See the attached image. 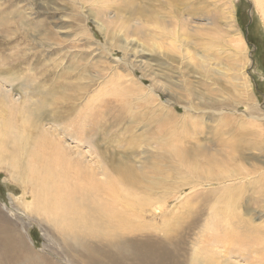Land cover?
I'll use <instances>...</instances> for the list:
<instances>
[{
  "label": "bare ground",
  "instance_id": "obj_1",
  "mask_svg": "<svg viewBox=\"0 0 264 264\" xmlns=\"http://www.w3.org/2000/svg\"><path fill=\"white\" fill-rule=\"evenodd\" d=\"M94 1L93 3L89 2L92 5H96ZM155 1L156 4L153 7L158 11H150L149 7L141 5L135 8L130 1L126 4H121L118 0H101L102 6H98L103 9L105 17L112 9L116 17L120 15L122 17V14L128 13L122 23L127 27L128 23L133 20L134 26L130 30L133 33H137L140 37H137L136 34L131 39L122 36L120 34L123 33L122 29L124 28L119 27L117 29L118 33H115L116 31L112 32L113 36L107 40V27L102 20L93 15L98 29L104 34L105 43L111 48L120 49L124 53L125 58L136 61L139 68L143 71L142 73L151 79L152 87L146 88L138 84L122 64V66L118 67L117 65L119 64L111 59L115 65H112L110 69L112 70V67L117 68L121 74L123 71V74L125 73L124 76L127 78V83L121 82L125 80L123 77L121 81L115 80V84H113L117 86L119 82L120 85L125 87H132H127L126 89L131 90L134 88L137 91H142V96L134 97L138 98V100L142 97L143 99H151L154 102V107H150L153 111L156 110V107H161L162 110L167 109L163 102L159 100L161 95L157 90H165V83L168 82L170 76H166L164 80H161L160 76L162 74L160 72L163 69L169 70L168 67H171L170 63L172 61L168 57L172 55L170 52H178L182 46V28L178 21H183V14H180L172 0H167V2ZM255 3H257V7L259 5L261 8L260 11H262L264 19V0H256ZM162 8H167L168 13H161ZM189 10L192 12L191 9ZM174 19L177 20L175 23ZM8 23L9 19L7 20ZM77 23H80V21ZM12 33V29H8L4 32L6 38L0 39V92H4L0 95V168L8 172L12 180L20 183L24 189L25 197V200L21 202L22 206L38 217L44 226L43 232L48 234L52 240H55V243L59 245V249L57 250L58 258L55 259L36 252L24 240L17 226L10 220H5L3 216L0 219V230L2 231L1 233L4 232L1 238L4 241L3 243L7 245L6 249L8 252L21 258L25 264H182V262L184 264H215L216 261L218 264H259L261 260L263 261L264 176L258 173H251L242 163H235L238 160L235 153L238 151L241 153L244 148L240 141L232 140L233 142L229 144L232 151L225 153L226 157L221 159L218 154L222 152L218 153L217 148L216 151H213V153H217L215 155L207 153L200 147H196V145L191 146L192 149H185V147L182 148L177 145H172L171 148L168 144L174 151L171 152L172 155L169 151H166L169 158H178L181 166L179 163L177 165L180 166V171L185 174L181 175L179 172V176H182L181 180H184L179 186L180 188L184 184L192 187L200 182L218 184V187H214V189L212 187L204 190L199 187L195 190L197 194L199 193L198 196L200 194H214L219 195L216 196V201L224 200L226 204H224V207L221 206L222 212L218 211V206L216 208L215 204H212V207L214 206L213 209H217L216 215H220L218 221L214 217L216 218L215 221H206L202 225L190 227L193 222L189 225L190 229L182 234L177 229L170 230L172 228L170 227L171 222L168 224L166 222L167 219L166 221L161 220V222L163 221L161 225H157L153 221L146 222L148 216L152 219L155 217L160 219V217L164 216L163 219H165V217L175 215V209H178L181 203L189 200L185 199L189 194L183 196L182 202L178 205H170L169 201L172 200V196L169 197L161 191L162 187H165L168 184L167 182H169L168 176H165L164 179L163 176H156L157 172L152 168L153 166H148L146 162L148 157L143 149L137 152L135 147L127 145L125 149L128 150L121 152L124 154L121 159H111L106 155V150L101 152L98 144L91 142V134L85 131L86 128L84 126H81L88 122L87 113L78 117L73 123L62 119L58 120L59 117L55 118L54 113V119L52 117L53 121L48 125L46 120H44V115V118H42L40 113L39 115L27 112L25 105H22L24 104L22 102L32 103V96L28 94L30 91L28 92L27 86L23 84L20 87L19 96L17 95V97L14 96L15 94L13 95L12 88L10 89L9 87L13 86L16 78H18L13 71L12 54L11 56L4 54L5 50H11L9 40L14 37ZM103 46L106 48L105 44ZM202 48L206 53L204 57L195 54L193 50V53L189 54L188 50L185 49L183 51L181 49L182 55H185L182 56V59L185 58L189 62L195 59V74L201 83L207 84L210 92L218 90L216 85H219L220 76H224V74L227 76V71L230 69L232 72L227 77L232 79L229 82L233 84V91L237 94V98L240 97V94L237 93L240 83H248V76H245L244 70H239V77L232 75L237 72L235 68L224 67L225 65H222L219 57L216 61L215 55L208 53L206 45ZM153 50L158 53L159 57L155 60L159 66H164L161 70L152 68V65L145 61L136 60V58H141L142 54L145 53L144 51L153 52ZM130 51L134 58L129 57ZM236 53L238 52L236 51ZM105 54L102 56L104 57ZM193 55H197V58H192ZM170 58L172 57L170 56ZM159 66L154 67L158 68ZM104 68V66L101 67L99 71L103 73L101 70H105ZM119 71H117V74ZM119 76L117 75L118 78ZM240 79H243V81L240 82ZM171 81V86H173L175 83L173 80ZM15 84L17 85V83ZM21 84L22 81L19 85ZM244 84H242V87ZM214 93L215 98L206 97L204 100L208 103L205 104V107H211L208 110H210L213 117L210 114L211 118H208L205 113H202L207 112L206 109L200 110L191 106L184 115H181L182 121L185 122L187 116L193 121H203L208 118L207 120L212 122L217 121V127L220 121H227L228 119L226 120L223 111L220 115L221 112L215 110L217 109L215 104H220L216 100L226 99L234 104L239 102L236 98L227 99V97L232 96L230 93H227V95ZM138 100L137 102L140 101ZM124 103L126 102L124 101ZM144 103L148 102L144 101ZM248 108L246 109L247 113L242 118L238 117L237 121H240L243 127H247L250 124H258L261 127L260 129L263 130L264 114L261 113L260 108L257 106L256 115H254L255 113H250V110L253 111L254 107L251 108L248 104ZM153 111L150 110V112ZM41 112L44 113L42 110ZM168 112L174 117L177 115L173 110ZM230 112L231 114L234 113V109L233 111L230 110ZM30 116L34 120L29 119ZM162 116L164 117L163 119L168 117L167 114H162ZM80 121H82L81 124ZM183 125L185 124L183 123ZM222 133L223 135L228 134L231 138L237 136L235 134L236 131L232 128L228 132L217 128L215 129L216 137L213 141L219 143L218 135ZM252 134L258 135L257 130L251 128L246 134V142L249 143L248 147L250 146L253 149L263 147L256 141H249L250 138L248 139V137ZM185 137L176 139L178 142L186 143ZM85 139H89L91 143L89 149L91 160L87 159L81 152L82 146L86 143ZM220 139L223 138L220 137ZM161 140L165 141L166 138ZM158 141L159 139L155 138V143H158ZM70 142L74 143V145H70ZM216 155L218 158H216ZM201 158H205L206 162L200 161ZM168 160L169 162L172 161V159ZM186 161L194 163L190 165ZM201 164H204L207 168H204L206 170H204L205 173L203 172L204 177L201 175L203 178L197 179L196 172L198 170L201 171L198 169ZM224 164H228L226 168L223 167ZM146 165L148 171L145 170ZM202 168L203 166H201ZM177 169L175 168L174 171L177 172ZM167 170L172 172V168H167ZM194 189L196 188L192 187L191 193H193ZM251 189L257 190V197L252 194H247V196L242 194L246 191L249 192ZM27 192L31 195L30 199H27ZM209 202L212 203L213 199ZM213 209L211 208L209 214ZM164 210L168 212L167 216L163 215L162 211ZM158 213L160 214L158 215ZM175 217L171 218L174 219ZM209 218L208 216L207 219ZM46 223L51 224V231L45 228ZM191 231L195 233V239H193L194 242L191 245L189 258L187 261H183L180 260V254L182 250L184 251V240L191 236L189 235ZM7 259V257H0V262L7 261Z\"/></svg>",
  "mask_w": 264,
  "mask_h": 264
},
{
  "label": "rangeland",
  "instance_id": "obj_2",
  "mask_svg": "<svg viewBox=\"0 0 264 264\" xmlns=\"http://www.w3.org/2000/svg\"><path fill=\"white\" fill-rule=\"evenodd\" d=\"M89 1L93 3V0H0V39L6 38L4 32L8 29H12V36H14L10 40L8 39L11 50L4 51L5 55L11 56L12 54L13 71L18 76L14 85L9 86L10 89L12 88L13 95L15 94L14 96L17 97L20 87L23 84L26 85L28 92H31L28 94L32 96V103L22 102L24 104H21L25 105L24 107L27 109V112L40 113L42 118L45 117L44 120H46L48 125L53 121L54 113L55 118L59 117L58 120L62 119L72 123L78 117L84 116L87 113L88 122L81 126H84L86 128L85 131L91 134V136L89 135L91 142H96L101 152L106 150V155L111 159H121L124 155L121 152L128 150L125 149L127 145L135 147L137 152L143 149L145 155L147 154L148 157L146 162L148 166H153L152 168L157 172L156 176H163V179L165 176H168L169 182H167L168 184L165 187H162L161 191L169 197L172 196V200L169 201L170 205H178L182 202V197L189 194L185 198L189 200L181 203L179 208L175 209V215L173 213V216L170 215L169 217H165V219H163L164 216L160 217V219L159 217L152 219L148 216L146 222L153 221L157 225H161L167 219L166 222L168 224L171 222L170 227L172 228L170 230L177 229L182 234L190 229L189 225L193 222V225L190 227L202 225L206 221H215L216 218V221H218L220 215H216L217 209H213V207H219L218 211L222 212L221 209L226 204L224 200L221 199L222 201L220 202L216 201L215 198L219 195L214 194H200L198 196L199 193L197 194V191H195L199 187L204 190L211 189L212 187L214 189V187H218V184L200 182L192 186L196 188L193 193H191L192 187L187 184H184L180 188L179 186L184 180H181L182 176H179V172L181 175L185 174L180 171L181 164L178 158H169L166 151H169L172 155L171 152L174 151V149H171L172 145L185 147V149L196 145V147H200L207 153L215 155L217 153H213V151H216L217 148L218 153L222 152L218 154L221 159L226 157L225 153L232 151L229 147V144L233 142L232 140L240 141L244 147L242 152H244H241L242 154L240 151L235 153L238 159L235 163H242L251 173H258L264 176V129L261 130L258 124L247 125L250 128L243 127L242 123L237 121L238 117L242 118L247 113L246 109H249L248 104L251 108L254 107L253 111H249L250 113H255L254 115H256L257 112L255 111L258 106L260 111H262L261 113L264 114V19L262 11H260L261 8L259 5L257 7L256 0H172L180 14H183V21H178L182 28V46L178 52H170L173 55H170L172 58L168 56L169 60L172 59L170 63L171 67L168 65L169 70H165L163 69V65L159 66L155 60L159 57L156 50H153V52L144 51L145 53L142 54L140 59L136 58V60L145 61L149 65H152L151 67L154 69H163L160 72L162 76L159 75L161 80H164L166 76L171 77L165 83L164 91L157 90L161 95L159 100L163 102V105L167 109L162 110L161 107H156V110H154L156 112L154 113L153 109L150 108L154 107V102L151 99L147 97V99H143L142 97L139 98V101L138 98L134 97L142 96V91H137L134 88V91L133 89H126L128 86L125 87L119 84V80L121 81L124 77L123 79L125 80L121 82H126L127 78L124 76L125 73L123 74V71L121 74L117 68L112 67V70L110 69L112 65H115L111 59L119 64L117 65L118 67L123 65L138 84L151 88V79L142 73L143 71L139 68L136 61L125 58L124 53L120 49L116 47L111 48L105 43L104 34L98 29L93 15L102 20L107 27V40L113 36L112 32L116 31L115 33H118L117 29L119 27L124 28L122 29L123 33L120 35L129 39L135 37L137 33H133L130 30L134 26L133 20L125 27L122 22L125 21L128 13L122 14V17L121 15L116 17L112 9L105 17L103 9L98 7L102 6L101 0H95L94 3L96 2V5H92ZM129 1L135 8L141 5L149 7L150 11H158L153 7L156 4L155 0H118L121 4H126ZM161 1L167 2V0ZM248 1L252 4V20L249 19ZM161 10L163 14L168 13L167 8H162ZM85 17L87 18L85 19ZM8 19L9 23L7 24ZM78 21L80 23H77ZM176 21L174 19V23ZM137 37L140 36L137 35ZM104 44L106 48L103 46ZM205 45L208 47V53L213 56L215 55L216 61L219 57L222 65H225L224 67L235 68L237 70L236 74L232 75L239 77V70H244L245 76H248V83H250L249 85L248 83H240L239 91L237 92L240 94V97L237 98V94L233 91V84L229 82L232 79L228 78V75L232 71L230 69L227 71L228 77L225 74L224 76H220L218 80L219 85H216L218 90L214 92L218 94L224 93L225 95L230 93L232 96H226L227 99L231 97L236 98L239 103L234 104L226 99L216 100L220 104H215L217 108L215 110L221 112L220 115L223 111L226 120H229L220 121V126L218 125V127L216 126L217 121L212 122L207 120L212 115L210 110H208L211 107H205V104L208 103L204 101L206 97L215 98V93L210 92L207 84L205 85L198 80V76L195 74V59L190 60V62L185 60V58L182 59V56L185 55H182L181 49L183 51L185 49L188 50L189 54L194 52L200 56H206L202 48ZM104 54L105 56L103 57L102 55ZM129 54L130 58H134L131 51ZM192 58H197V55H193ZM157 65L159 67L155 68L154 66L157 67ZM103 66L105 70H101L103 71L101 73L99 70ZM113 70H117L119 73L117 74V71ZM117 75L121 77L119 76L118 78ZM115 80H118L117 86L114 85ZM171 80L177 86H171ZM21 81L22 84L19 85ZM241 81L243 79H240ZM242 84H244L243 87ZM3 93L0 92V95ZM144 101L148 103H144ZM251 104L253 105L251 106ZM191 106L200 110L206 109L207 112L202 113H205L208 118L203 121L194 120V122L187 116L185 122H183L181 115H184L186 110L191 108ZM233 109L234 113L231 114L230 110L233 111ZM150 110L153 112H150ZM172 110L177 114L176 117L168 112ZM162 114H167L169 118L165 117L163 119ZM235 117L236 119H234ZM29 119L34 120L32 116ZM262 124L264 128V123ZM217 128L225 132L230 131L232 128L236 131L235 134L237 136L231 138L228 134L223 135L222 133L218 135L219 143L214 142L213 140L216 137L215 129ZM251 128L256 129L258 135H250L248 137V139L250 138L249 141H256L260 145H263V147H258L257 149L248 147L249 143L246 142V134ZM153 135H156V137ZM184 136H186V143L177 141V139H182ZM219 136L223 139H220ZM155 138H158L161 142L155 143ZM163 138H166V140H161ZM85 141L87 146L84 144L81 152L87 159L91 160L92 158L89 154L91 143L89 139H85ZM211 141L213 143L212 146ZM70 145H74V143L70 142ZM216 158H218L217 155ZM168 159H172V161L169 162ZM200 161L206 162L205 158H201ZM186 162L190 165L194 163L190 161ZM178 163L180 166L177 165ZM227 165L224 164L223 167L226 168ZM201 166H203L202 169ZM201 166L198 168L201 171L198 170L196 172L197 179L203 176V172L205 173L206 171L204 168H207L204 164H201ZM167 168H172V172L168 171ZM175 168H178L177 172L174 171ZM258 168L260 169L257 170ZM145 170L148 171L147 165ZM236 184L238 183L236 182ZM251 190L242 194H246V196L247 194H252L257 197V190ZM27 193V199H30L31 195L29 192ZM175 195L176 197H174ZM212 199L213 202H209ZM24 200V189L20 183L12 180L8 172L0 168V213L2 214H0V219L4 216L5 220H10L15 224L24 240L36 252L52 259L58 258L57 250L59 249V245L48 234L43 232L44 226L38 217L22 206L21 202ZM212 204L215 205L212 207ZM210 207L213 209L212 214H209L211 211ZM162 213L163 215H168V212L165 210ZM174 216L176 217L172 219ZM208 216L210 220L207 219ZM161 220L163 221L161 222ZM50 226V223H46L45 228L51 231L52 227ZM1 232L0 230V238L4 234V232ZM189 235L191 236L185 239L183 243L185 252L182 250L180 254V260L183 261H187L189 258L191 245L194 242L193 239H195V233L191 231ZM3 242L1 238L0 257H7L8 259L7 261H2V263L0 262V264H25L21 258L8 252L6 249L7 245ZM261 263L264 264V257L263 261L261 260L259 264ZM182 264L184 263L182 262ZM215 264H218L217 261Z\"/></svg>",
  "mask_w": 264,
  "mask_h": 264
},
{
  "label": "water",
  "instance_id": "obj_3",
  "mask_svg": "<svg viewBox=\"0 0 264 264\" xmlns=\"http://www.w3.org/2000/svg\"><path fill=\"white\" fill-rule=\"evenodd\" d=\"M251 7H252V4L249 2V11H248V14H249V19L250 20H252V17H251ZM263 97H264V94H263Z\"/></svg>",
  "mask_w": 264,
  "mask_h": 264
}]
</instances>
